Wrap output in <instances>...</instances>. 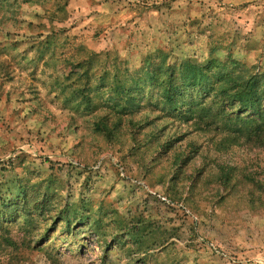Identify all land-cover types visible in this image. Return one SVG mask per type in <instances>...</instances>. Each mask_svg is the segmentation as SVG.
<instances>
[{"label": "rangeland", "instance_id": "rangeland-1", "mask_svg": "<svg viewBox=\"0 0 264 264\" xmlns=\"http://www.w3.org/2000/svg\"><path fill=\"white\" fill-rule=\"evenodd\" d=\"M185 62L264 76V0H0V264H264L263 135L143 82Z\"/></svg>", "mask_w": 264, "mask_h": 264}, {"label": "trees", "instance_id": "trees-1", "mask_svg": "<svg viewBox=\"0 0 264 264\" xmlns=\"http://www.w3.org/2000/svg\"><path fill=\"white\" fill-rule=\"evenodd\" d=\"M181 73L176 83L174 73L175 67L171 66L166 76V79H161L160 73H153L146 65L141 67L144 73L143 82L148 83L150 87L156 88L164 86L162 91L163 106L169 108L173 114L178 113L185 122L194 120L207 121L209 118L213 119L220 115L212 114L211 98L222 100V113L230 109V117L228 123L232 124L235 120V127L232 133L239 134L242 137L255 136L256 138L263 135L264 137V76L262 75H248L247 79L236 77H225V83L219 87L212 85L211 76L208 74L211 67L205 65L203 68L196 66V64H188L187 62L181 64ZM146 70V71H145ZM116 76H114L116 80ZM104 78V77H103ZM140 79L133 80L132 85L134 89H128L118 85L115 82V88L118 92L117 101L115 102V110L122 113L127 105L132 106L135 99L133 91L139 86ZM219 82H223L222 79ZM181 91L183 93H181ZM189 91L195 93L196 100L186 103L183 96ZM114 99V98H113ZM123 102V103H122ZM257 135V136H256ZM24 194V192L22 193Z\"/></svg>", "mask_w": 264, "mask_h": 264}]
</instances>
